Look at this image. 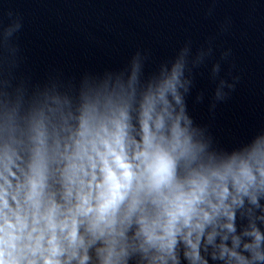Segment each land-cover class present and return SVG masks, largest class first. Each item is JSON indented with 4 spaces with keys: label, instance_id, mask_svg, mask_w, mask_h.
<instances>
[{
    "label": "clouds",
    "instance_id": "clouds-1",
    "mask_svg": "<svg viewBox=\"0 0 264 264\" xmlns=\"http://www.w3.org/2000/svg\"><path fill=\"white\" fill-rule=\"evenodd\" d=\"M204 56L185 45L145 77L137 53L26 123L0 109V264H264V132L228 151L194 125Z\"/></svg>",
    "mask_w": 264,
    "mask_h": 264
}]
</instances>
